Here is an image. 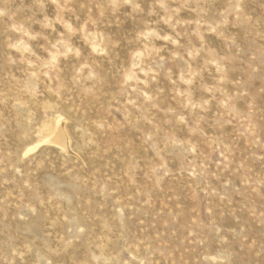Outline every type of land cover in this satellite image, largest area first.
Here are the masks:
<instances>
[{"label": "rangeland", "instance_id": "1", "mask_svg": "<svg viewBox=\"0 0 264 264\" xmlns=\"http://www.w3.org/2000/svg\"><path fill=\"white\" fill-rule=\"evenodd\" d=\"M0 264H264V0H0Z\"/></svg>", "mask_w": 264, "mask_h": 264}, {"label": "bare ground", "instance_id": "2", "mask_svg": "<svg viewBox=\"0 0 264 264\" xmlns=\"http://www.w3.org/2000/svg\"><path fill=\"white\" fill-rule=\"evenodd\" d=\"M58 137H59V140H60L63 144H65L64 137H63V135L61 134V131L58 132Z\"/></svg>", "mask_w": 264, "mask_h": 264}]
</instances>
